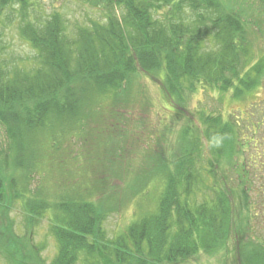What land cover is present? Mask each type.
<instances>
[{
  "label": "trees",
  "instance_id": "trees-1",
  "mask_svg": "<svg viewBox=\"0 0 264 264\" xmlns=\"http://www.w3.org/2000/svg\"><path fill=\"white\" fill-rule=\"evenodd\" d=\"M66 1L47 8L44 0H0V124L9 141L0 147V204L9 189L31 217L29 228L32 217L48 214L59 246L53 264H166L213 254L229 239L236 243L237 264H264V244L259 237L250 241L249 230L257 222L264 226V182L258 187L249 178V163L241 157L244 124L205 116L206 151L195 129L184 126L180 148L168 157L164 137L151 133L150 122L144 129L142 118L129 121L132 133L149 134L134 159L127 152L130 133L119 132L117 123L120 103L123 116L131 104L149 109L153 96L171 110L192 80L197 89L232 87L234 96L257 92L264 80V50L256 37L264 36V0H77L99 16L72 25L60 9ZM12 26L32 56L14 55L6 40ZM260 121L254 129L263 126ZM70 137L78 142L74 150L64 147ZM226 153L236 160L233 189L230 178L216 175L214 159ZM69 159L73 178L87 164L88 182L68 189L49 182L50 197L31 186L33 171L45 169L38 162L54 170ZM128 187L142 198L154 194L152 202L137 200V216L107 239L100 223L114 208L106 201ZM249 187L255 195L250 205ZM198 192L203 200L197 201ZM15 233L0 219L6 264H39V246Z\"/></svg>",
  "mask_w": 264,
  "mask_h": 264
},
{
  "label": "rangeland",
  "instance_id": "rangeland-1",
  "mask_svg": "<svg viewBox=\"0 0 264 264\" xmlns=\"http://www.w3.org/2000/svg\"><path fill=\"white\" fill-rule=\"evenodd\" d=\"M60 3L61 0H44L43 5L47 8H51L52 6L59 5ZM60 9L66 13L71 25L75 22H78L79 24H84L86 22L87 24L90 18L99 16L97 11L91 12L88 10L87 6L77 0H67ZM7 31L6 40L15 56L28 57L33 55L34 52L30 49L28 44L20 38L15 26H12ZM262 35L263 33H257L256 37L259 38L257 39V42L259 43L258 47L264 50V36ZM148 83H151L149 88L153 94L158 96V94H160L158 86L153 83V81H149L147 84ZM188 84L190 88L183 91V98L181 100L177 97L175 98V101L173 102L174 108L171 110H167L165 108L163 109L157 97L154 96L153 105L149 109H142L137 103L131 104L129 111L125 112L124 116L122 113L124 104H119L118 112H120V114L118 115L117 123H119V132L130 133L128 135V137H130L128 141H131V143L127 146L129 156H133V158L136 159L134 154L138 146H144L146 143H149L147 140V135H149L148 131L146 132L141 130L139 135L136 134L135 131L132 133L129 131L133 129L129 121H135L142 118L144 129L150 122L152 124L151 133L158 135L161 138L164 137L163 140H161V144L165 153L168 157H170V154L177 151L178 147L180 148L181 146L179 144L180 136L178 132L180 131V128L184 126H190L195 129L194 135L196 137L197 133L199 134L200 139L203 140L202 153H204L209 142L204 139L203 132L205 125L203 124L202 119L208 115L220 117L222 119H229L232 124L237 125L239 128H241V124H244V130L241 133L242 135H239V138L242 139L240 143L243 145L244 142H246L244 151L241 153V157L244 159L245 164L246 161L249 163V178L256 182L258 187L259 185H262L264 182V147L261 145V137L264 134V80H262L261 84L263 86L259 90L257 89V92H249L241 97L239 95L234 96V93H232V87H230L227 91L222 92L217 89L211 90L210 88L202 89L199 87L197 89V81L195 80H192V82ZM163 103L166 107H169L165 102ZM255 121H260L263 125H260L258 130L257 127L254 129L256 124ZM163 134H165V136H163ZM6 136V129L0 124V147H8L9 141ZM141 136L142 140L140 138ZM77 144L78 142L70 137L64 142V147L66 149L74 150ZM214 162L217 177L224 176L227 179L230 178L229 184L232 187L231 179L235 170L234 164L236 160L233 161L231 156L226 153L223 157L218 158L217 156V158L214 159ZM73 164L74 161L69 159L67 166L65 165L62 168L59 167L54 170L51 168L50 170H46V167L49 169L48 164H46V162H43L42 164L41 162H38V166L45 169L43 170V174H38V172H34L32 170L33 174L31 177V186L34 187L35 190L37 187L43 188V190H46V194L49 195L48 197H50V195L54 193V190H50L49 186H63L68 189L70 186H73L72 184L88 182L89 177L87 176V164L78 167L80 168L79 171L81 172L82 170L83 172L74 178L69 172V169L73 166ZM197 165L200 166L201 163L197 164L196 157L193 162V167L197 169ZM253 165L256 166V168H253ZM60 168L61 170L59 171ZM16 177H20V175L16 174ZM99 178L100 174L97 179ZM49 182H53V185H50ZM62 182H64V185H62ZM109 182H112V180ZM114 182L116 185L119 184L122 186L120 181L114 180ZM233 188L234 187H232V189ZM252 188L249 187V191L246 190L245 204L250 205V201H254L255 195L253 194ZM257 189L258 188H256V190ZM121 192V194L117 193L114 196L115 199L112 198L106 201L108 206L112 205L114 208L112 211L106 214L104 213L100 223L107 239H115L118 237V235L124 231L128 223L137 216V200L139 201L138 203H143V198L146 201L149 200L146 204H143L148 206V204L152 202V195L154 196V194L151 195L150 193H145L142 198L140 196L141 194H133L131 187L125 188ZM233 192L237 196H240L241 192H235L234 190ZM5 194V201L0 204V219L6 221V224L8 222L10 223V228L16 232L15 234L21 238L22 242H26L29 246H39L37 249L40 260L39 264H53V260L59 252V246L56 238L49 230L50 221L48 214H44L40 217H32L33 219L30 220L32 228H29L26 218L31 217L23 211L21 201L19 199H13L9 189L7 192L5 191ZM197 199V201L203 200L202 192L198 194ZM238 200L239 199H236V204L238 203ZM259 200L264 204V197H259ZM261 207L262 206L259 205V211ZM236 224L238 225L239 222L236 221ZM249 230L252 235L250 241L256 242L257 237H259L258 242L264 244V226L261 223L257 222L256 224H251V229ZM254 235L257 236L254 237ZM235 244V241L229 239L226 242V246H220V249L218 248L219 250L213 254L201 252L200 254H196L188 259L166 264H237L236 260L233 258ZM0 264H6L4 258L1 256ZM74 264L83 263L81 260H77Z\"/></svg>",
  "mask_w": 264,
  "mask_h": 264
}]
</instances>
